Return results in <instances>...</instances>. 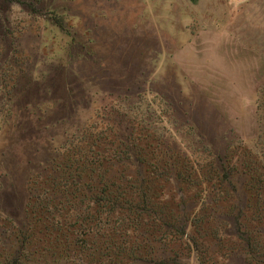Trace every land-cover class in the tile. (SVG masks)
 <instances>
[{
	"label": "rangeland",
	"instance_id": "374dc122",
	"mask_svg": "<svg viewBox=\"0 0 264 264\" xmlns=\"http://www.w3.org/2000/svg\"><path fill=\"white\" fill-rule=\"evenodd\" d=\"M0 264H264V0H0Z\"/></svg>",
	"mask_w": 264,
	"mask_h": 264
}]
</instances>
